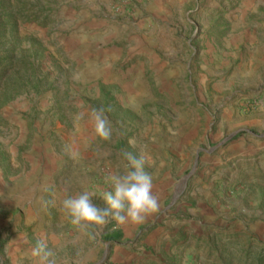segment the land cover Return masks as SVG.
Instances as JSON below:
<instances>
[{"label":"rangeland","instance_id":"374dc122","mask_svg":"<svg viewBox=\"0 0 264 264\" xmlns=\"http://www.w3.org/2000/svg\"><path fill=\"white\" fill-rule=\"evenodd\" d=\"M125 152L159 211L76 229L61 201L106 207ZM40 240L57 264H264V0H0V264Z\"/></svg>","mask_w":264,"mask_h":264},{"label":"clouds","instance_id":"9594fccd","mask_svg":"<svg viewBox=\"0 0 264 264\" xmlns=\"http://www.w3.org/2000/svg\"><path fill=\"white\" fill-rule=\"evenodd\" d=\"M90 119L95 135L104 141H109L113 133V125L103 107L91 109ZM83 120L76 113L73 122L79 131V123ZM75 158L78 155L72 152ZM127 160L123 173H110L105 177L108 190L102 194L106 207L94 203V192L84 191L68 195L61 201V207L70 217V223L78 230L84 231L89 227L103 230L110 222L117 226L126 223L141 224L145 219L159 211V197L153 192L152 176L145 171L147 158L143 152L137 157L124 153ZM35 264H57L55 254L48 249L43 241H37L31 250Z\"/></svg>","mask_w":264,"mask_h":264},{"label":"trees","instance_id":"16d2710c","mask_svg":"<svg viewBox=\"0 0 264 264\" xmlns=\"http://www.w3.org/2000/svg\"><path fill=\"white\" fill-rule=\"evenodd\" d=\"M119 237H120V233H111V234L104 235L103 238L106 240L112 241V240L118 239Z\"/></svg>","mask_w":264,"mask_h":264},{"label":"crops","instance_id":"0c3cea01","mask_svg":"<svg viewBox=\"0 0 264 264\" xmlns=\"http://www.w3.org/2000/svg\"><path fill=\"white\" fill-rule=\"evenodd\" d=\"M200 212H201V213H199L200 215L204 214V213H203V210H200ZM205 214H206V213H205ZM205 221H206V216H205V219H203V220L201 221L202 223H201L200 221H197V223L199 224V226L201 225V227L204 228V227H205V225H204V222H205Z\"/></svg>","mask_w":264,"mask_h":264}]
</instances>
